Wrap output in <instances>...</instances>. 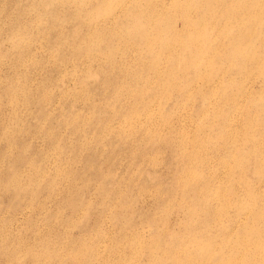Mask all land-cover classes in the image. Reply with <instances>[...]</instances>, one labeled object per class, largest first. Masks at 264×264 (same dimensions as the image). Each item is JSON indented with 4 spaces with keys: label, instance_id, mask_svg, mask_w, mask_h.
Instances as JSON below:
<instances>
[{
    "label": "rangeland",
    "instance_id": "374dc122",
    "mask_svg": "<svg viewBox=\"0 0 264 264\" xmlns=\"http://www.w3.org/2000/svg\"><path fill=\"white\" fill-rule=\"evenodd\" d=\"M0 264H264V0H0Z\"/></svg>",
    "mask_w": 264,
    "mask_h": 264
}]
</instances>
